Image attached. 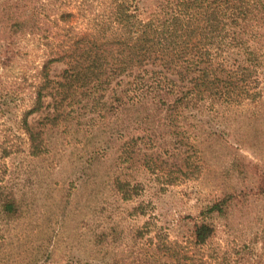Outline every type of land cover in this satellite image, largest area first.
I'll list each match as a JSON object with an SVG mask.
<instances>
[{
  "label": "trees",
  "instance_id": "16d2710c",
  "mask_svg": "<svg viewBox=\"0 0 264 264\" xmlns=\"http://www.w3.org/2000/svg\"><path fill=\"white\" fill-rule=\"evenodd\" d=\"M20 1L6 8L11 27L21 32L32 18ZM76 4L91 27L66 33L28 84L20 128L29 155L48 152L62 129L79 131L91 121L98 148L114 150L108 181L122 200L147 190L142 180L132 185L134 171L164 190L202 172L199 160L217 145L229 152L237 177L259 178L256 194L264 196V170L239 152L264 142V0ZM9 59L8 53L0 57V66ZM54 62L63 65L57 74L50 70ZM250 128L256 129L252 138ZM102 153L91 151V162ZM239 194L226 192L205 205L181 240L154 231L158 264H206L204 247L215 232L208 215L225 214L234 198L247 196ZM21 206L14 190L0 184V214L16 218ZM167 257L173 262L165 263Z\"/></svg>",
  "mask_w": 264,
  "mask_h": 264
},
{
  "label": "rangeland",
  "instance_id": "374dc122",
  "mask_svg": "<svg viewBox=\"0 0 264 264\" xmlns=\"http://www.w3.org/2000/svg\"><path fill=\"white\" fill-rule=\"evenodd\" d=\"M16 1L0 0V57H10L0 66V184L11 187L22 206L16 218L0 214V264H158L150 242L154 231L162 229L170 239L181 240L205 205L223 193L240 195L242 190L247 196L234 198L225 214L208 215L215 232L204 247V259L206 264H264L259 178L237 177L225 146L204 152L196 177L164 190L134 171L132 185L142 180L147 190L129 200H122L108 181L114 150L98 148L91 121L79 131L62 129L48 152L29 155L20 128L30 101L28 84L64 35L88 29L91 17L74 5L77 0H21L19 9L32 20L20 32L11 27L6 8ZM64 11L71 16H61ZM50 66L53 74L63 67L60 62ZM255 132L248 130L251 138ZM262 140L239 152L264 170ZM93 150L104 153L91 162ZM146 223L150 230L139 236ZM163 261L173 262L168 257Z\"/></svg>",
  "mask_w": 264,
  "mask_h": 264
}]
</instances>
